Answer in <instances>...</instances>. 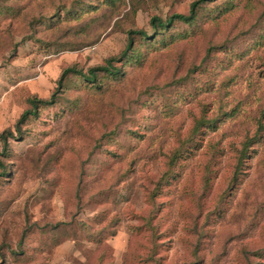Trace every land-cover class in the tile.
I'll return each mask as SVG.
<instances>
[{
	"label": "rangeland",
	"instance_id": "374dc122",
	"mask_svg": "<svg viewBox=\"0 0 264 264\" xmlns=\"http://www.w3.org/2000/svg\"><path fill=\"white\" fill-rule=\"evenodd\" d=\"M196 1L0 0V264H264V0Z\"/></svg>",
	"mask_w": 264,
	"mask_h": 264
},
{
	"label": "trees",
	"instance_id": "16d2710c",
	"mask_svg": "<svg viewBox=\"0 0 264 264\" xmlns=\"http://www.w3.org/2000/svg\"><path fill=\"white\" fill-rule=\"evenodd\" d=\"M206 1H208V0H197L196 2H194L192 4V6H191L189 15L175 14V15L171 16L170 18H168L165 21L161 20L159 17H154L151 20V26L153 28L157 29L159 27H163V28L170 27L175 21L191 22V21H193L195 19L196 9H198L201 6V4L205 3ZM137 34H140L142 36H146V33L143 30L142 31L131 32V35L129 36L128 45H127V48H126L123 56H125L127 54V52L130 51L133 48V45H134L133 35H137ZM109 66H111V60H110ZM109 66L108 67H106V66L102 67L101 66V67L96 68V70H99V71H110ZM68 72L69 71H65L64 72V74L62 75V77L60 79V82H62V80L64 79L65 75ZM51 103L52 102L39 101V100L34 99L31 102L32 109L23 113L22 117L17 122L16 129L19 131L21 124H23L25 122L27 117L30 116V115H34L35 114L36 109L38 108L39 104H51ZM5 134H10V136L13 135L12 132H8V131ZM5 134H3L1 136V140H2V142L4 144L7 145V135H5Z\"/></svg>",
	"mask_w": 264,
	"mask_h": 264
}]
</instances>
